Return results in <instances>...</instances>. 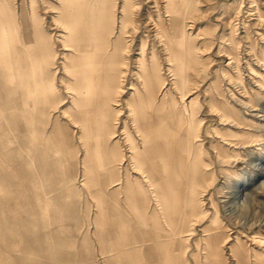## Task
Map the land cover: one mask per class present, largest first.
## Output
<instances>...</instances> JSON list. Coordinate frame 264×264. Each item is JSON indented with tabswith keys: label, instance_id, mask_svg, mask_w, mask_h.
Returning a JSON list of instances; mask_svg holds the SVG:
<instances>
[{
	"label": "bare ground",
	"instance_id": "1",
	"mask_svg": "<svg viewBox=\"0 0 264 264\" xmlns=\"http://www.w3.org/2000/svg\"><path fill=\"white\" fill-rule=\"evenodd\" d=\"M198 1L0 0V264H183L198 236L218 248L198 223L196 185L249 144L232 138L238 126L253 135L237 105L261 103L194 79ZM186 84L191 93H174ZM91 202L93 232L81 223Z\"/></svg>",
	"mask_w": 264,
	"mask_h": 264
},
{
	"label": "rangeland",
	"instance_id": "2",
	"mask_svg": "<svg viewBox=\"0 0 264 264\" xmlns=\"http://www.w3.org/2000/svg\"><path fill=\"white\" fill-rule=\"evenodd\" d=\"M195 12L194 44L196 45V55L202 62L197 65L201 70L198 77L194 76L196 74L192 69L190 70L194 79L204 78L203 81L199 80L203 85L213 81L214 83L211 84L213 88L219 87L221 90L230 86L231 90H224L230 92L229 97L231 93L234 99L239 96L250 97L252 98L250 101L253 103L255 101L259 104L260 101L261 104L257 105V108H261L264 105V0H199ZM236 13H240V15L236 16ZM257 16L260 19H256ZM143 40L146 51L150 50L149 37L145 35ZM226 56H234V64H227ZM214 75L216 76L214 77ZM255 80L263 86H257ZM188 90L189 86L186 84L174 93L176 92L178 96L184 92L191 93ZM195 94L197 96L195 105L198 106L201 97L197 92ZM248 107L238 104L236 110L243 120L251 121L254 124V127L251 128L253 137L251 134H246L248 135L246 136L243 133L246 128L242 126L236 128L241 132L240 135L227 136L242 141L246 140L249 144H242L237 150L230 152L226 150L224 153L214 146L222 147L221 143L212 144V148L214 147L216 151L219 150L218 153H222L220 156H223V161L219 160L221 161L219 165L210 162V165L207 166L208 174L202 178L200 184L196 185L198 190L196 204L200 205L202 210H206L198 216V223L204 222L203 224L212 229V238L210 237L212 240L208 245L218 248L209 251L206 249L207 247H204L203 237L198 236L196 237L200 238L198 246L194 247L190 254L182 253L184 261H186L183 264H204L205 253L212 258L213 264H264V111L259 110L258 113L263 115L257 117L254 113L258 109L251 111ZM210 126L212 128L216 126L218 130L230 131V126L227 124L210 122ZM251 137L254 139L252 140ZM210 155L212 154L209 150L203 149L200 159L211 161ZM83 195L82 192L81 197ZM92 203L90 209L88 208V211L81 217L83 219L81 223L85 222L86 218V222H90V232H93L96 227L97 207ZM151 207L149 205L148 209L151 210ZM174 211V208L170 206L164 209L166 214H174L176 218H179V213ZM185 216L186 214L182 216V221L186 220ZM159 219L162 220L163 217H159ZM194 221L197 220L194 219ZM190 224H193L192 220L188 221V225ZM167 227L168 225H166ZM219 230L220 239L216 240L217 237L214 233ZM91 240V246L96 250L98 243L94 237ZM188 242L189 239L186 244H189ZM175 251L178 252V250ZM12 253L37 260L42 258L40 254L31 251L15 249L12 250ZM174 254L176 253L174 252ZM190 259H193L194 263ZM92 261L102 264L100 255L93 257ZM169 263L182 264L176 260ZM51 264H56V262L52 260Z\"/></svg>",
	"mask_w": 264,
	"mask_h": 264
}]
</instances>
